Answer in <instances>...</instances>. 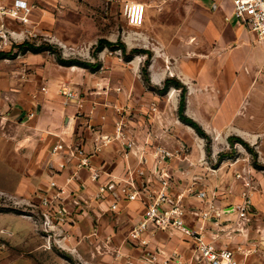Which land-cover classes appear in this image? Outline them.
Here are the masks:
<instances>
[{
    "label": "crops",
    "instance_id": "obj_1",
    "mask_svg": "<svg viewBox=\"0 0 264 264\" xmlns=\"http://www.w3.org/2000/svg\"><path fill=\"white\" fill-rule=\"evenodd\" d=\"M15 1L4 0L8 5H13ZM20 1L24 6L30 7L29 20L23 22L8 15L4 16L0 23L5 24V32L14 33L19 38L23 37L27 30L34 27L36 29L35 25L43 26L46 23L49 25V17L52 16V28L45 32L53 34L62 45L69 43L80 45L88 42L93 46L105 40L108 44H105L104 48H107L115 46L114 43L120 40L123 49H138L136 51L139 54L141 52L152 54L148 64L153 85H160L168 75H171L168 74V68H164L161 50H184L181 51L184 56L189 53L191 58L186 57L187 59L179 63L195 65L200 63L201 68L197 70L204 79L211 71L213 60V64L219 66V73L225 79L234 80L239 86L245 85L243 95L255 94L254 97L260 106L237 110L234 124L231 126L237 136L247 137L249 141L254 142L259 122L258 108L260 107L261 113L264 111V90L262 87H253L256 83L264 82V42L258 41L256 35L232 15V0ZM87 2L96 6L103 2L109 3L111 8L107 16L112 20L123 17L126 3H142L146 6L144 24L141 27L127 25L117 31L98 35L97 24L92 28L82 24L84 16H88L89 13L92 16L94 15L92 13L97 15L99 12L98 8H92L93 12L82 8V4ZM49 7L54 9L53 14ZM67 17L74 20L67 21ZM20 28L21 32L18 31ZM66 33L68 37L72 34V40H67ZM88 33L94 35L88 39ZM48 64L50 66L44 68L46 86L38 93L36 112L26 118L36 131L35 140L31 142L36 146L38 158L43 163L41 168L45 170L44 177L48 179L44 188V198L52 199L53 204H72L75 217L81 220L92 211L101 218L118 214L120 220L130 223L127 239L130 237V241L137 243L139 259L143 264H193V244L196 241L181 230L149 227L137 237L132 236L134 229L144 220L148 203L163 193L173 201L177 199L181 201L189 212L184 218L185 221L195 228L199 227L200 223L196 216L190 214L191 211L207 210L210 204H215L217 208L228 212L239 204V201L226 202L221 196L217 198L216 194L219 195L220 190H213L211 193L199 189L195 192L205 191L207 194L205 200L194 196V193L190 196L198 182L194 177L190 180L187 178L194 175L193 165L200 155L192 153L189 145L194 141L191 131L188 130L191 127L178 120L177 100L168 102V98L160 96L157 90H149L145 86L142 75L137 71L139 62L135 57L126 59L124 64H118L122 69L120 76L109 74L99 77L98 74L90 73L91 76L86 79L84 76L79 78L77 75H69L67 79L74 82L76 89L74 92L76 97L73 99L58 93L60 77L49 71V69L58 71V66H63ZM64 68L70 71L80 69L76 65ZM153 70H157L156 74L152 73ZM82 80L85 82L82 83ZM86 80H89V83ZM246 88L249 89L245 91ZM245 92L248 94H244ZM97 98L106 100L101 101V105L90 104V101ZM31 102L35 103V100ZM29 105L32 106L31 103ZM204 107L202 103L201 111ZM186 110L188 113L190 105H187ZM172 113L173 118L170 115ZM200 117L201 119L195 116V119L206 130L217 129L220 132L223 128L222 125H215L206 119L204 111ZM67 118L69 122H66ZM119 125L122 127L121 131L117 129ZM59 145L63 147L53 151ZM78 145L89 158L88 166L81 165L85 156L74 151ZM159 148L166 149L170 156L158 153ZM139 170L144 171V174L141 175ZM95 173L99 174L97 178H94ZM240 175L243 177V174ZM180 178L186 181L182 183ZM243 180L246 182L248 178L244 176ZM52 182H55L56 186H53ZM128 182L135 184L132 191H138L139 197L133 201L125 198L116 200L117 191L121 186L128 185ZM106 184L109 185V189L113 186L112 191L102 194L100 188ZM57 193L58 197L54 198V194ZM223 196L225 197V194ZM195 200L198 204H193ZM116 201L118 207L114 210L112 205ZM255 206L256 204H253L254 210ZM232 217L233 214L228 212L207 221L208 237H217L219 245L224 244L233 249L236 246L234 240H239L245 243L241 245L240 256L245 264H264V254L251 246V243L257 244L258 241L251 239L249 243L248 235L244 237L246 230L243 225L241 232H238L239 229L233 226L232 222L225 221L226 218ZM85 223L83 220L82 224ZM171 229L177 230L176 233L184 241L183 245L168 239ZM260 231L262 232L257 233L256 237L261 239L264 238L262 226ZM89 237H92L90 239L95 243L105 241L109 244L107 241L113 240V236L99 233L97 229H94ZM75 249L82 255L80 246ZM35 253L41 256L42 250L39 248L27 250L17 256L0 251V264H36ZM92 253L97 255L95 249ZM12 256L16 258L10 261ZM170 258L173 259L169 260ZM178 259L181 263L177 261Z\"/></svg>",
    "mask_w": 264,
    "mask_h": 264
},
{
    "label": "rangeland",
    "instance_id": "obj_2",
    "mask_svg": "<svg viewBox=\"0 0 264 264\" xmlns=\"http://www.w3.org/2000/svg\"><path fill=\"white\" fill-rule=\"evenodd\" d=\"M81 7L88 9L89 12H93L92 8H98L97 15L92 13L94 14L92 16L89 13L82 18L83 26L92 28L97 24L98 35H105L106 32L111 33L128 25L124 15L114 20L107 16L111 8L107 2L97 6L87 2ZM49 10L53 14L54 9L49 7ZM52 20L51 16L49 25L47 23L43 26L35 25L36 29L31 27L32 31L27 30L20 38L12 37V33L6 31L9 45L7 48H0V251L17 256L27 250L39 248L42 253L41 256L35 253L36 264H143V261L139 259L137 243L130 241V237L127 239L130 223L120 220L118 214L114 213L108 218H101L93 211L91 214L88 212L87 217L83 219L86 223L82 224L83 220L75 217L72 204H54L50 209L43 203L44 188L48 179L44 177L45 170L41 168L43 163L38 158L36 146L32 144L36 131L26 119L36 112L39 102L38 93L46 86L44 68L50 66L48 63L55 64L57 67V64L61 65L60 60H75L80 64L96 66V69H92L93 67L85 68L76 65L80 69H72V71L64 68L71 66L64 65L58 66V71L49 69L53 75L60 77L58 93L66 97L63 93L65 89L76 92L74 82L67 79L69 75H77L79 78L84 76L86 79L91 76L90 73L98 74L99 77L109 74L120 76L122 69L118 64H124L126 59L135 57L139 62L137 71L142 75L145 86L149 90H157L160 96L168 98V102L177 100V117L184 125L188 126L179 116V106L183 95L186 96V109L187 105H190L189 112L185 110L187 116L196 121L195 116L201 119L200 115L202 116L204 111L206 119L215 125H222L223 128L218 132L217 129L206 130L196 121L204 135L199 134L189 125V128H193L188 130L191 131L194 139L189 145L192 153L200 155L193 165L194 175L187 178L190 180L194 177L198 182L194 191L190 192V196L193 193L194 196H198L195 192L199 189L211 191V193L213 190H220L216 197L221 196L226 202L238 203L239 201L240 203L244 199V192H248L251 204L256 206L255 210L252 207L249 214L250 220L243 224L246 235H241L244 237L248 235L249 243L251 239L258 241L257 244L251 243V246L264 254V238L256 237L257 233L262 232L261 226L264 230V111L261 113L260 107L258 108L259 122L254 142L249 141L247 137L237 136L231 127L237 110L260 106L259 103L257 104V98L254 97L255 94L243 95L245 85L239 86L236 81L225 79L219 73V66L216 63L213 64V60H211V71L208 77L202 78L198 71L201 68L200 63L197 65L179 63L187 59L186 57H190L189 53L184 56L182 53L184 50L179 49L161 50V56L165 62L164 68H168V74H171L167 79L172 80V85L165 90L167 79L160 85H153L150 80L151 71H149L148 61L152 54L142 52L139 54L138 49H123L120 40L114 43L115 46L107 48L102 47L100 43L92 46L88 42H86L88 44L80 45L70 43L62 45L53 34L45 32L51 30ZM66 20L73 21L74 18L67 17ZM18 31L21 32V28ZM88 34V39L94 35ZM65 37L69 39L68 41L72 40V34L68 37L66 33ZM156 71L153 70L152 73L156 74ZM188 76L194 78H187ZM84 82L82 80V83ZM86 82L89 83V80ZM178 83L183 87L177 86ZM253 87H262L264 90V82L256 83ZM33 99L35 103L31 102ZM105 100V98H97L90 101V104L101 105V101ZM30 103L32 106L29 105ZM202 103L205 106L203 111H201ZM170 115L174 117L173 113ZM239 138L243 142L239 141ZM240 174H243V177H239ZM244 176L251 182L249 188L244 186ZM180 180L182 183L186 181L181 178ZM193 204H198L197 200ZM47 216L51 219L50 221ZM225 221L232 222L233 226L238 227L234 222V215L232 219L226 218ZM250 224H252L251 227ZM210 228L212 231V227ZM94 229H97L99 233L113 236V240H108L109 244L105 241L95 243L90 239L92 237H89ZM176 232L177 230L171 229L168 239L183 245L182 237ZM49 238L50 241H48ZM234 243L236 246L232 249L238 259L245 264L240 257L242 256L241 245L245 243L236 239ZM78 246L82 249V255L76 252L75 248ZM196 247L194 243L193 264ZM94 249L97 255L92 253ZM16 256H12L10 261ZM171 259L173 258L169 260ZM177 261L180 262V259Z\"/></svg>",
    "mask_w": 264,
    "mask_h": 264
},
{
    "label": "built area",
    "instance_id": "obj_3",
    "mask_svg": "<svg viewBox=\"0 0 264 264\" xmlns=\"http://www.w3.org/2000/svg\"><path fill=\"white\" fill-rule=\"evenodd\" d=\"M232 4V15L237 21L244 25L250 32L254 33L258 41L264 42V0H232ZM145 10L146 6L142 3H126L124 7V15L128 25L141 27L145 21ZM29 13L30 7L24 6L20 0H16L13 5H8L4 0H0V19L8 15L23 22H27L29 20ZM4 28L5 24L3 22L0 23V48L5 47L9 42V37L4 31ZM12 37L17 36L12 33ZM63 93L69 99L76 97V94L72 90L65 89ZM117 129L118 131H121L122 127L119 125ZM61 147H63V145L55 147L53 151H56ZM74 151L85 156L81 161V165L88 166L90 162L89 158L85 155L84 150L78 145L74 148ZM158 153L170 156V153L164 148H159ZM139 173L142 175L144 174V171L139 170ZM98 176L99 174L95 173L94 178H97ZM239 177H241V175H239ZM52 185L56 186V183L52 182ZM244 185L246 188H249L251 182L246 181L244 182ZM133 187H135L133 182H128V185L121 186L117 191L116 200H122L125 198L129 201H133L137 199L139 197V192L136 190L132 191ZM110 190L111 188L109 189L108 184L103 185L100 188L102 194H106V192H109ZM57 197L58 193L54 194V198ZM198 197L201 200H205L207 194L205 191H200ZM52 202V199L49 198H44L43 200V203L50 209H52L54 205ZM251 203L250 194L245 191L244 199L228 211L230 214L234 215V222L237 224V229L239 230H241L243 224L250 220L249 214L253 207V204ZM117 207L118 201L112 205V209L116 210ZM228 212L217 208L215 204H210V207L207 210L191 211L190 214L196 216L197 221L200 223L199 227H191L184 219L189 212L186 211L181 201L179 199L173 201L163 193L156 200L148 203L144 220L136 229H134L132 236L137 237L140 232L147 230L149 227L154 229L174 228L189 234L196 241L197 247L194 264H244L238 259L232 248L224 244L219 245L217 237H208L209 231L206 225L207 221H210L215 217H220L222 214ZM47 217L50 221L51 219L49 216ZM233 230L236 229L233 228ZM48 241H50V238Z\"/></svg>",
    "mask_w": 264,
    "mask_h": 264
},
{
    "label": "trees",
    "instance_id": "obj_4",
    "mask_svg": "<svg viewBox=\"0 0 264 264\" xmlns=\"http://www.w3.org/2000/svg\"><path fill=\"white\" fill-rule=\"evenodd\" d=\"M99 43L101 44L102 47L105 46V44H108V42L105 41V40H101ZM109 45H111V44L109 43ZM2 55H4V54H2ZM59 63L61 65H64V66H74V65H78V66H82V67H85V68H92L93 67L92 69H96V66H90L89 64H80L79 62H77L75 60H70V61H61L60 60ZM171 85H172V80L171 79H167L166 84H165V90L169 89V87ZM177 86L183 87V85H181L180 83H178ZM184 91L186 93V89L185 88H184ZM185 110H186V96L183 95L182 98H181L180 106H179V116H180V119L184 123H186V124L192 126L193 128H195L199 134L204 135L202 133L201 126L195 120H193L192 118H190L189 116H187L185 114ZM238 140L241 141V142H243V140L240 139V138Z\"/></svg>",
    "mask_w": 264,
    "mask_h": 264
},
{
    "label": "water",
    "instance_id": "obj_5",
    "mask_svg": "<svg viewBox=\"0 0 264 264\" xmlns=\"http://www.w3.org/2000/svg\"><path fill=\"white\" fill-rule=\"evenodd\" d=\"M66 122H69V118H67ZM113 188V186H111V189Z\"/></svg>",
    "mask_w": 264,
    "mask_h": 264
}]
</instances>
